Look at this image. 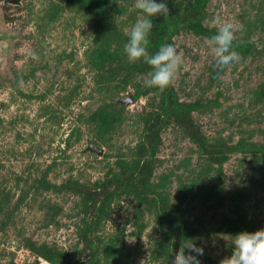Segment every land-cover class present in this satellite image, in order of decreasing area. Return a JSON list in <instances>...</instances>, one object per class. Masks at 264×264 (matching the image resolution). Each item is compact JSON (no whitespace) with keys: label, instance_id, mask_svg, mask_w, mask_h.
Wrapping results in <instances>:
<instances>
[{"label":"rangeland","instance_id":"rangeland-1","mask_svg":"<svg viewBox=\"0 0 264 264\" xmlns=\"http://www.w3.org/2000/svg\"><path fill=\"white\" fill-rule=\"evenodd\" d=\"M15 1L0 0V264H50L36 248L82 247L90 193L138 159L146 121L162 102L143 86L150 66L122 51L141 15L134 0ZM155 2L166 3L168 16L189 4ZM214 18L241 29L233 41L241 59L223 70L212 67L206 44ZM151 19L150 54L159 15ZM199 24L211 35L181 29L171 38L182 58L171 84L178 100L194 106L210 143L264 147V0H207ZM88 140L101 155L85 149ZM149 186L203 247L200 264L230 256L229 236L264 228V155L233 151L212 161L172 118L159 131ZM111 190L97 202L95 255L72 264H169L155 207L131 189Z\"/></svg>","mask_w":264,"mask_h":264},{"label":"trees","instance_id":"trees-1","mask_svg":"<svg viewBox=\"0 0 264 264\" xmlns=\"http://www.w3.org/2000/svg\"><path fill=\"white\" fill-rule=\"evenodd\" d=\"M206 1L188 0V6L181 14L174 16L159 15L155 40L152 44V54L162 44H172V35L181 29H192L198 34L211 35L212 32L209 29L199 24V20L203 16ZM156 90L161 97L162 105L146 121L145 132L138 146V159L130 166L123 165L121 175L107 181V184L100 187V190L94 194V197L90 193L92 198L91 218L82 231V247L79 250L73 254H69L56 251L48 253L41 247L36 248L50 264H72L80 262L82 256L95 255L99 246V241L94 238V231L97 228L100 216V208H98L97 202H103L104 197L112 192L111 189L115 191L131 189L139 199L155 207L157 224L167 235L169 264H171L173 259L172 253L187 238L189 230L184 222L170 216L171 210L168 203L161 196L152 193L149 186V177L153 170V159L159 140V131L166 119L172 118L178 121L196 142L200 150L212 161L221 162L233 151H257L264 155V147L255 144L244 145L238 143L226 145L222 143H210L192 119L191 109L194 107L192 104L180 102L171 85L163 91H160L158 88ZM134 96L137 97V94ZM70 187H74V189L79 191L84 190L78 184L70 185Z\"/></svg>","mask_w":264,"mask_h":264},{"label":"clouds","instance_id":"clouds-1","mask_svg":"<svg viewBox=\"0 0 264 264\" xmlns=\"http://www.w3.org/2000/svg\"><path fill=\"white\" fill-rule=\"evenodd\" d=\"M133 8L141 15L125 30L127 41L123 44L122 51L129 63L142 59L150 66L151 71L147 72L142 81L145 88H158L163 91L173 83L182 58L172 44H162L154 54H150L147 49L149 33L153 28L151 18L167 16L169 10L166 3H157L155 0H134ZM211 23L216 27V32L207 38L206 44L213 58L212 67L223 70L241 59L233 47V41L237 38L236 32L241 29L232 21L220 22L218 18H214ZM229 237L231 255L221 259L219 264H264V228L253 232L242 231ZM195 239L186 238L180 244L172 253L171 264H200L198 256L204 255V249Z\"/></svg>","mask_w":264,"mask_h":264},{"label":"water","instance_id":"water-1","mask_svg":"<svg viewBox=\"0 0 264 264\" xmlns=\"http://www.w3.org/2000/svg\"><path fill=\"white\" fill-rule=\"evenodd\" d=\"M8 1L9 2H13V3H16L15 0H8ZM122 101H124L126 103H130V102H132V98L131 97H127L126 99H123ZM85 149L88 150V151L95 152V153H97L99 155H101L102 154V151H103L101 147L93 144L92 141H90V140L87 141V146H86Z\"/></svg>","mask_w":264,"mask_h":264}]
</instances>
